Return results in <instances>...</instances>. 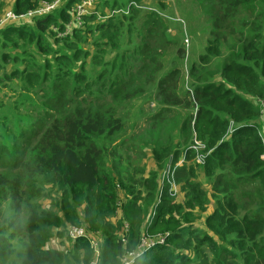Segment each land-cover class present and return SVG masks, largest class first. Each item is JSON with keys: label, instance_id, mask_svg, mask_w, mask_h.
Here are the masks:
<instances>
[{"label": "trees", "instance_id": "obj_1", "mask_svg": "<svg viewBox=\"0 0 264 264\" xmlns=\"http://www.w3.org/2000/svg\"><path fill=\"white\" fill-rule=\"evenodd\" d=\"M38 1L14 0L11 3L12 7L4 12L10 10L17 15L23 14L35 9ZM79 1L81 0H69L67 7L62 11H55L30 22L0 26V32L3 34V39L0 40L2 65L11 58L12 62L21 58L20 63L14 62L15 71L12 72V77L19 76L21 81L30 87L34 83L49 84L55 95L53 103L57 106L67 107L68 101L76 105L74 114L54 119L51 126L43 132L37 121L32 130L25 129L15 138V144L25 142L30 134L38 138L35 148L39 149V154L34 176L55 188L58 203L56 214L49 213L53 216L49 225H55L54 229L50 231L43 226L28 230L27 238L20 240L19 243L23 250L21 254L16 255L13 240L19 237L15 232L22 233V228L18 225L14 234H6L5 229L10 228L6 225V219L3 220V226L0 223V264H90L93 261V251L84 240L72 242L68 251L48 247L53 238L64 236L62 225H57V222H60L59 218L64 221L67 228L85 226L88 232L101 238L102 255L99 264H122L124 255L137 249L143 235L164 234L166 241L164 245L157 244L150 249L147 255L142 256L143 259L140 258L134 264H188L189 261L190 264H200L196 254H200L202 248L203 250L207 248L211 253H228L235 256L232 247L225 248L216 241V236L223 238V227L235 237L230 244L237 246V257L242 264H264V236L259 234L250 237L246 227V223L251 219L249 215L253 213L242 210L246 215L242 217L244 224L240 230V211L230 206L235 181L244 184L254 182V186L256 183V187L262 191L254 189L252 197H258L260 202L264 203V121H261L262 115L255 106L257 104L248 98L264 99V31L259 35L261 38H257L259 45L255 53L250 54L249 49L244 46L242 55L224 68L223 78L229 87L219 82L204 85L201 89L195 88L194 94L198 95L199 100L198 110L193 122H189L188 116L182 121L180 128H176L178 131L176 140H179L177 142L175 140L174 143L169 140L164 148L156 149L155 145L152 146V155L158 163L159 170L149 180L139 183L147 188V194L142 198L140 192H135V184L122 181L123 168L128 167L129 163L136 164L137 160H127L124 163L123 159L116 162L107 161L108 151L105 152L104 145L112 140L110 137L121 134L126 128L122 120L115 118V113L117 106L133 98V94L138 92L137 89H131L132 83L129 81L136 83L142 79L145 84H153L156 81L157 96L164 93L170 83L178 79L179 72L171 71L168 77L161 76L160 72L156 71L150 77L135 76L134 80H123L118 77L117 67L121 69L126 64L121 51L124 50V42L128 40L133 27H130L132 17L118 15L104 20L100 18L106 15V10L126 7V4L118 5L123 3L121 0H96L97 13L100 15L96 13L85 16L81 27L74 28L71 34L59 39L57 32L53 30L54 25L67 26V21L72 19L70 8ZM258 1L262 0H232L229 7L249 5ZM54 13H57L56 17ZM151 29L155 30L154 35L157 37L162 35L161 32L156 33L159 30V22L154 17L150 21ZM64 32L65 28L62 33ZM253 36H257L256 33ZM49 40L61 41L63 47L53 49L49 43L47 44ZM131 40L135 41V35ZM252 44L253 42L249 43L250 46ZM130 45L126 44L128 47ZM30 46H34L41 55H52L51 58L44 59L38 72L27 70L28 59L23 56L30 50ZM83 46L87 47L88 51L83 50ZM221 47V39L216 36L209 42L205 54L200 55L201 65H206L213 58L219 57ZM16 52L20 54L23 52V55L18 53L16 55ZM143 52L146 53V49ZM158 52L160 53V50ZM151 53L156 54V51L152 50ZM182 53L183 50L178 49L179 56H182ZM110 57L113 59L110 60ZM88 60L91 61V71L96 67H102L94 77L86 70ZM108 60L112 63L109 64ZM67 64L76 69L73 70ZM21 66H24V69L20 70ZM191 72H194V68ZM69 88L75 101L62 97V92L67 95ZM85 95L91 98H86L83 102L76 101ZM166 95H161L165 99L163 110L160 109L153 118L158 119L165 115V110L168 112L172 108L181 107V98L177 94ZM220 100L224 102L230 100L222 109L223 113L238 116L239 122L228 140L221 138L218 116L212 111L215 103ZM160 122H166V116ZM224 122L227 124V121ZM194 130L198 132V139L205 146L208 143L206 148L210 154L200 151L206 155L204 165L194 164L187 168V165L183 164L175 167L174 183H184L182 187L184 200H178L175 193L170 192L169 185L162 195L158 194L159 171L166 166V157L169 160L172 156L175 166L180 156L186 154L185 151L188 150L186 158L194 159V152L190 150L193 139L189 144ZM123 147L125 145L118 146L111 154L117 156ZM181 147H184L183 151ZM3 150L11 152L5 144ZM5 161L4 151L0 152V166H3ZM107 164L122 168L120 172L115 173L120 179L107 169ZM197 170L203 171L205 181L211 183L213 191L211 194L214 199L213 211L204 218L205 231L200 229V226L196 229L194 224L197 215L207 212L209 199V192L198 181ZM119 189L129 193L128 201L120 207ZM22 200L23 197L20 195L17 203H10L8 208H19ZM139 200L144 201L143 207L139 206ZM119 209L120 218L116 224L112 223L110 219L115 217ZM224 217L226 226L223 222ZM126 224L130 226L128 232H125ZM239 236L244 238L239 239ZM123 238L126 240L123 241ZM193 250L197 252L194 253ZM216 258L217 264H223L221 255Z\"/></svg>", "mask_w": 264, "mask_h": 264}, {"label": "rangeland", "instance_id": "obj_2", "mask_svg": "<svg viewBox=\"0 0 264 264\" xmlns=\"http://www.w3.org/2000/svg\"><path fill=\"white\" fill-rule=\"evenodd\" d=\"M13 1L14 0H0V13L2 14L5 10L10 9ZM42 1L47 0H39V4L37 3L38 5L36 7H38ZM121 1H123V3L118 5H127L130 2H135L146 8L159 9V11L163 13V16H159L147 10L137 9L133 10L129 16H126L132 17L130 27H133L129 32L128 40L124 42V50L121 51V54H124L123 60L126 64L121 69L117 67L118 77L123 80H134L135 76L150 77L156 71H159L161 76L168 77L171 71L179 72L178 79L170 83V86L164 90V93L157 94V96L156 93L158 90L156 81H154L153 84H145L142 79L138 80L136 83L129 81L132 83L131 89H137L138 92H135L133 98L128 99V101L124 103L130 102L133 103V105L129 106L123 103L116 107L117 112L115 113L116 117H114L120 120L123 119L126 128L121 134L110 137L112 140L105 143V152L108 151L106 152L108 154L107 161L116 162L121 156L119 154L113 156L111 154L112 151L118 146L132 143L134 147L127 153H124V158L128 155L130 157L129 160L133 158L135 161L140 160L143 162L148 156L147 152L151 150L150 147L155 145L156 149L164 148L169 140L174 143L178 132L176 128L181 126L183 120L190 116L189 122H193L199 106L198 95L194 94L195 88L201 89L204 85L216 84L219 82H223L229 87L228 82L223 78L225 75L224 68L242 55L244 46L249 49L250 54L255 53V49L259 45L257 44L258 39L261 38L259 35L261 31H264V0L253 2L249 5L236 6L234 8L229 7L232 0ZM67 5L68 2H65L58 11H62ZM9 11L10 10H8V12ZM54 16L56 17L57 13H54ZM166 16L168 18H166ZM153 17L159 22V30H157L156 33H162V35L158 37L154 35V29L150 30V21ZM70 22L71 21H67L66 24L69 25ZM60 27L59 25H54L53 30L57 31L58 35L61 32ZM65 31L68 30L65 29ZM255 33L257 36H253ZM134 35L135 41L132 42L131 38ZM216 36H219L222 42L221 55L213 58L210 63L201 65L199 60L200 55L205 54L209 42ZM2 39L3 34L0 32V40ZM250 42H253L252 46L249 45ZM44 43L46 42L44 41ZM48 43L49 45L54 44L58 48L63 47L61 41L50 42L49 40L47 44ZM128 43L131 44L129 47L126 46ZM82 49L88 51V48L85 46H83ZM144 49H146V53L143 52ZM178 49L183 50L182 56H179ZM152 50H155L156 54L159 53L158 51L160 50L159 55L155 57L156 54H152ZM17 53L18 52H16V55ZM20 55L22 56L23 52ZM153 55L154 57L152 58ZM195 55H197L198 58H195ZM51 56L52 55H41L37 53L34 46H30V50L23 57L28 59L26 64L28 72H38L39 67L43 65L44 58H51ZM20 59L21 58H18L12 62L11 58L3 65L2 61H0V152L4 151L6 155V163L0 166V223H2L3 226V220L6 219V225L10 227L5 229L6 234H14L15 227L18 225L22 228V233L15 232L19 237L13 240L16 255L23 253L22 246L19 243L20 240L27 238L26 233L28 230L43 226H46L50 231L54 229L55 225H49L53 217L49 213L56 214L58 194L51 184H47L43 180H38L34 176L37 156L39 154V149L35 148L38 138L30 134L25 142L17 144H15V138L21 135L25 129L28 131L32 130L37 121H39V126H42L43 129L41 132H43L44 129L51 126L54 119L74 114L73 112L76 106L70 101H68L69 105H67V107L54 104L53 101H55V99H53V97H55V95L50 85L47 83H41L39 85L34 83L32 84L33 86L30 87V85H26L25 82L21 81L19 76L12 77L11 74L15 71L14 62L20 63ZM112 59L113 57H110V60ZM110 60H108L109 64L112 63ZM88 63L89 65H87L86 70L93 77L102 70V67H96L94 71H91V61L88 60ZM67 66L73 70L76 69L70 64H67ZM154 66H156V68H153ZM193 68L194 72H191ZM22 69H24V66L20 67V70ZM191 73H193V75H191ZM26 86H28V88H26ZM67 92V95H64L62 92V97H67V99L75 101L70 88ZM22 93L24 96H22ZM170 93L172 95L177 94L181 98V107L172 108L168 112L165 110V115L160 116L158 119L153 118L160 109L163 110L164 96ZM162 94H164V96H161ZM145 95H149L151 98L148 100L146 98L141 99V97ZM86 98L91 97L86 95L81 96L76 99V101L83 102ZM248 98L251 102L257 104L255 106L259 108L260 115H262L261 121H264V99L254 97ZM229 101L230 100L227 102L223 100L217 101L212 109L213 113L218 116V122L220 123L219 129L222 133L221 138L226 140L231 137L232 131L235 130L239 122L238 116L231 113H223L222 111V109L228 105ZM165 116L166 122H163L162 127L155 126L153 128V126L147 125L149 121H151V123L158 122ZM224 121H227V124H225ZM144 124H146V126ZM192 126L191 124V129ZM195 134L197 138H199L198 132H193L189 144L192 139L194 140ZM168 136H170V138H168ZM204 142L207 143L206 141ZM4 144L9 147L10 153L3 150ZM207 145L208 143L206 146ZM143 148L146 149V153L142 152L141 149ZM183 148L184 147H181V151H183ZM190 150L194 152L195 157L196 152L192 149ZM187 152L188 150L185 151L186 157ZM209 154L210 152L208 155ZM149 156L152 158L150 154ZM168 162L169 160L167 159L166 164ZM105 165L106 162H104V168ZM111 168L116 174L122 169L121 167ZM137 168L138 166L131 167L136 174H140L142 168ZM163 170L159 171V187L160 176ZM253 183L254 182L244 184L235 181L233 184L235 190L232 192V205L230 206L234 210L240 211V230L244 224L242 223V217L246 215L242 210H248L253 213V215H249L251 219L246 223L250 237H255L259 234L264 236V203L260 202L258 197H252L254 189L262 190L256 187V183L255 186ZM137 189H141L140 195L144 198L147 194V188L139 184L136 190ZM207 190L209 192L208 210L204 214L197 215L194 220L195 228L197 229V226H200V229H204V231L206 230L204 218L208 215L207 213L213 211L214 199L211 196L213 191L210 182H207ZM128 194L127 192L124 193V198H126ZM20 195L23 197L20 204L21 206L16 209H9V204L17 203V199ZM227 198L230 201L228 196ZM138 203L140 207H143L144 201L142 202L139 200ZM49 215H51V217H49ZM59 220L60 222L58 221L57 225H62L64 236H56L53 238L48 244V247L61 251H68L73 241L67 237L71 226L67 228L64 221L60 218ZM126 221L129 223L128 220ZM223 222L224 226H226L225 217L223 218ZM83 229H85L86 232L88 230L85 226ZM223 231V238L216 236V241L220 246L225 248L231 249L232 247L235 256L228 253H211L207 248H205L206 250L202 248L199 252L200 254H196V258L200 261V264H217L216 257L220 255L223 264H242L237 257V246L230 244L235 237L231 236L227 228L223 227ZM87 233L90 234L89 232ZM92 237L97 238L95 236ZM241 238L244 237L239 236V239ZM149 251L144 254L147 255ZM192 252L195 253L197 250H193ZM188 264H190V261Z\"/></svg>", "mask_w": 264, "mask_h": 264}, {"label": "built area", "instance_id": "obj_3", "mask_svg": "<svg viewBox=\"0 0 264 264\" xmlns=\"http://www.w3.org/2000/svg\"><path fill=\"white\" fill-rule=\"evenodd\" d=\"M69 0H53V1H42L41 4L36 7L35 9L29 10L26 13L17 15L13 11H7L2 17L0 21V26L7 25L8 23H22V22H30L35 18L45 17L55 11H58L61 9L63 4L65 2H68ZM147 10L151 13H156L159 16H163V13L161 11L156 10L154 8H146L142 5H138L135 2H130L126 5V7H123L121 9H115L107 11L106 15L103 18H111L118 15H130L133 10ZM96 0H81L75 4H73L72 8L70 9L71 14V22L69 25L65 27L68 31H65L62 33L63 29H60L61 32L59 33V38L65 37L66 35L72 33V30L74 28L81 27L83 25L84 17L91 14H96ZM99 16V13H97ZM102 18V16H101ZM166 18H168L166 16ZM180 21V20H178ZM57 32V31H56ZM58 34V32H57ZM63 34V35H62ZM190 149L194 150L196 152V156L194 157L195 162L198 165L203 166L204 165V159L206 155L201 154L207 151L206 146L202 141H200L196 134L193 140V144L191 145ZM201 151V152H200ZM264 159V156H263ZM179 166V163L173 164V157L171 156L169 159V162L166 164V166L162 169L163 172L160 176V187H159V193L160 195L163 194L165 188L169 185L170 192L175 193V187L176 184L174 183V170L175 167ZM129 231V226L125 225V232ZM88 232V231H87ZM83 227H74L71 226L67 237L73 240L72 242L76 240H84L86 241L90 248L92 249L94 253V260L90 264H99L101 261V241L97 238H93V234L89 232L88 234ZM126 239L123 238V241ZM166 241L165 235H143V237L140 239L139 245L136 250L127 252L124 255V258L122 260V264H134L137 260L142 258L144 253L155 247L157 244H163ZM100 259V260H99Z\"/></svg>", "mask_w": 264, "mask_h": 264}, {"label": "crops", "instance_id": "obj_4", "mask_svg": "<svg viewBox=\"0 0 264 264\" xmlns=\"http://www.w3.org/2000/svg\"><path fill=\"white\" fill-rule=\"evenodd\" d=\"M97 4H98V2H96V6H97ZM6 11V10H5ZM107 11L108 10H106L105 11V14L107 13ZM5 14V12H3L2 14L0 13V19L2 18V16ZM100 15V14H99ZM100 20H104V18H100ZM66 27V25L64 24V26H62V27H60L61 29H64V28ZM71 34V33H70ZM59 39H61V38H59ZM51 47L53 48V49H60V48H58V47H56V45H51ZM195 58H198V56L197 55H195ZM45 59V58H44ZM194 61V60H193ZM143 98H146L147 100L148 99H150L151 98V96L149 97V95L147 96V95H145V96H142L141 97V99H143ZM125 105L126 104H128L129 106H131V105H133V103H130V102H128V103H124ZM145 105V104H144ZM138 106V105H137ZM119 117V116H118ZM119 118H121V117H119ZM122 119V118H121ZM122 122H124L123 121V119H122ZM160 121H158V122H154V123H151V121H149V123L147 124L148 126L149 125H151V126H153V128L155 127V126H158V127H162L163 126V123H159ZM154 124V125H153ZM145 126H146V124H144ZM180 128V127H179ZM179 130V129H178ZM179 139H177L176 140V142L178 141ZM134 147V145L131 143V144H126L125 145V147H123L121 150H120V153H119V155L121 156V158H119L118 160H120V159H123V163L125 162V161H131V160H133V158L131 159V160H129V156L127 155V156H125V158H124V153H127L128 151H130L132 148ZM150 151H146V149L145 148H143V150H142V152H144V153H146L147 152V154H148V156H147V158L145 159V161H140V160H137L136 161V164H131V163H129V166L128 167H126V168H123V171H124V178H123V182L124 183H127V182H130L131 184H135V187L137 188L139 185V183L141 182V181H143V180H149L150 178H151V176L152 175H154L155 173H157L158 172V170H159V166H158V163H157V161L155 160V158L153 157V155H152V147H150ZM149 154L152 156V158L149 156ZM166 159H168L167 157H166ZM165 159V160H166ZM178 163H179V166H182L183 164H186L187 165V168H189L190 167V165H194V164H196V165H198L196 162H195V160L193 159H187L186 158V156H185V154H183L182 156H180V158L178 159ZM123 166V165H122ZM137 167L138 166V168H142V171H141V173L140 174H136V172H134L132 169H131V167ZM107 169H109L110 171H111V173H113V175L114 176H116L117 178H119L120 179V177L119 176H117L116 174H115V172H113V170H112V168H111V165L109 164H107ZM137 168V169H138ZM197 174H198V181H200L203 185V188L205 189V190H207V183H206V181H205V177H204V173H203V171H199V170H197ZM183 185H184V183H178V184H176V187H175V197L176 198H178V200H184L183 198H184V192H183ZM141 191V189H137L136 190V192H140ZM208 191V190H207ZM124 193H126V191L124 190V189H119V191H118V206L120 207L123 203H126L127 201H128V198H129V196H127L126 198H124ZM122 209H123V207H122ZM120 212H121V209H119L118 211H117V213H116V215H115V217H113V218H111L110 219V221L112 222V223H115L116 224V221L120 218ZM211 213V211L209 212V213H207V214H210ZM93 234V233H92ZM93 236H95V234H93ZM95 237H97V236H95ZM97 239H99L100 241H101V244H102V240H101V238L100 237H97ZM90 247V246H89ZM91 249V248H90ZM92 250V249H91ZM93 257H94V253H93Z\"/></svg>", "mask_w": 264, "mask_h": 264}]
</instances>
